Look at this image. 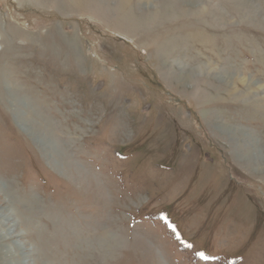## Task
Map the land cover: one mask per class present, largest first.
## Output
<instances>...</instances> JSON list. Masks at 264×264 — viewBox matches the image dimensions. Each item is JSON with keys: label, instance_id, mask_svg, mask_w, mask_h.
I'll use <instances>...</instances> for the list:
<instances>
[{"label": "rangeland", "instance_id": "1", "mask_svg": "<svg viewBox=\"0 0 264 264\" xmlns=\"http://www.w3.org/2000/svg\"><path fill=\"white\" fill-rule=\"evenodd\" d=\"M256 154L264 0H0V264H264Z\"/></svg>", "mask_w": 264, "mask_h": 264}, {"label": "bare ground", "instance_id": "2", "mask_svg": "<svg viewBox=\"0 0 264 264\" xmlns=\"http://www.w3.org/2000/svg\"><path fill=\"white\" fill-rule=\"evenodd\" d=\"M245 80V79H244ZM28 101V100H27ZM30 102V104H31V101H29ZM24 103H26L27 104V106L29 105L30 107H32L29 103H27L26 101L24 102ZM33 109V108H32ZM22 123H24V122H22ZM24 131H26L30 136H34L35 134H34V132H32V131H29V130H27L26 128H24ZM245 135V134H244ZM36 137V136H35ZM246 137H249V138H253L254 139V135L253 134H251V133H246ZM249 138H248V140H249ZM39 142V141H38ZM250 142H251V140H250ZM52 143H54L53 141H52ZM245 143V142H244ZM56 145V144H55ZM45 147V149L47 148V144L45 145V144H42V147ZM60 146L62 147V145L60 144ZM57 149H52V148H50L52 151H51V153H53V154H55V156H59V154H62V157H67V155L64 153L65 152V150H64V152H63V150L61 151L60 150V148H59V150H58V147H57V145L55 146ZM63 149H64V147H63ZM257 155V154H256ZM255 155V156H256ZM252 157V156H251ZM52 158V157H51ZM70 159H72V158H70ZM241 161H243V160H241ZM244 161H247V163H251L253 166H254V164L255 165H259V163H261V164H263L262 162L264 161V159H263V161L259 158V156L257 155V157H252L251 158V160H244ZM264 165V164H263ZM263 165H260V166H256L257 168H256V172H259V173H261V172H263L264 171V169L261 167V166H263ZM85 172V171H84ZM87 174V173H86ZM100 187H99V191L100 192H103L104 193V187L100 184L99 185ZM98 191V192H99ZM12 192L13 191H9L8 190V187H2V185H0V200H2L3 198L5 199L6 198V200H4V202H3V204H0V216H1V218L3 219V221L4 222H8V220H10V216H8V215H2L3 214V212H4V214H5V211L7 210V212H8V210H10V203H9V201H12V199H10L9 200V198H10V196L11 195H13L12 194ZM9 195V196H8ZM9 197V198H8ZM3 201V200H2ZM12 204H13V201L11 202ZM12 206V205H11ZM12 210V209H11ZM10 210V211H11ZM12 212H14V211H12ZM21 212V211H20ZM8 228L7 229H9L10 230V232L12 233V231L11 230H13V228L16 226L15 224H13V226H10V224L8 223ZM1 227V226H0ZM18 227V226H17ZM20 227V226H19ZM2 228V227H1ZM1 230H3V229H1ZM1 230H0V246H3V243L5 242V240H8V239H13V237H14V239H17V238H21V234H16V235H12L11 233L10 234H2V232H1ZM4 231V230H3ZM115 239V238H114ZM16 244H17V241H16ZM125 245H127V244H125ZM132 246V245H131ZM133 246H136V248L137 247H141V249H142V247L146 250V252H149V253H151L152 251H153V253L155 254L154 256H156V258H157V263L159 264H164L163 263V261H162V259H161V257L160 256H158V254H156V252H155V248L153 247V245L151 244V243H149L148 242V240H146V239H144V238H142V236H140L139 234H137L136 236H135V240H134V245ZM11 248V247H10ZM130 248V247H129ZM3 255H5V253H7V251H8V249L6 248V247H3ZM19 249L20 250H22V251H24L25 250V248L24 247H22V246H20L19 245ZM134 249V248H133ZM140 249V250H141ZM135 250V249H134ZM140 250L139 251H137V252H140ZM151 251V252H150ZM1 252V251H0ZM24 253V252H23ZM12 258V257H11ZM7 261V260H6Z\"/></svg>", "mask_w": 264, "mask_h": 264}]
</instances>
